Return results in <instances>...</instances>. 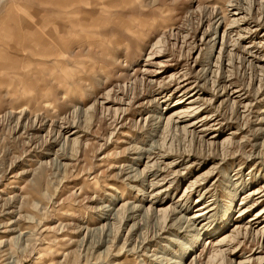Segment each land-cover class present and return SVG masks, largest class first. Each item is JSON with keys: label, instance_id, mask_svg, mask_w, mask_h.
<instances>
[{"label": "rangeland", "instance_id": "obj_1", "mask_svg": "<svg viewBox=\"0 0 264 264\" xmlns=\"http://www.w3.org/2000/svg\"><path fill=\"white\" fill-rule=\"evenodd\" d=\"M60 2L0 0V32L41 47ZM63 2L83 63L0 89V264H176L198 190L234 203L180 264H264V0Z\"/></svg>", "mask_w": 264, "mask_h": 264}, {"label": "bare ground", "instance_id": "obj_2", "mask_svg": "<svg viewBox=\"0 0 264 264\" xmlns=\"http://www.w3.org/2000/svg\"><path fill=\"white\" fill-rule=\"evenodd\" d=\"M63 1L64 0H61L60 3H55L54 7L51 8L50 13L52 17H50L45 23V25L48 26L47 38L46 39L44 38L45 45L41 47L35 46L32 40L29 39L31 32L29 26H24L22 28V29L26 28L27 31V32L25 31L24 35L23 33H20L21 31H17V32L10 31V33L0 32V89L1 88L2 90L5 89L4 91L5 96L8 99H13L14 97H16L17 100L18 99L20 100L21 99L20 97H23L22 98L23 100L22 99L20 100L21 102L22 101L30 102L32 100H35L38 94L33 92L32 88H28V87H26L27 89L23 88L24 86L27 85L26 81L29 82L31 78L35 77L36 78L35 83L37 82L36 84H39L38 80L42 78L41 76L42 73L47 75L51 70H54L55 68H60L61 71H66L65 68L68 66V63H70L71 67L77 69L83 63L81 55L78 56L75 53L72 54L71 51H65V44L67 45V43H69V46H71L72 49L75 48L77 49L78 46H76L75 42H73L71 38L69 39L72 29L68 30V26L65 25V22L67 21L66 17L69 16L73 17L72 15L73 12H67V11L60 12L62 3L65 4ZM66 1L69 2L71 6L72 0H66ZM75 18L76 17H73L71 21L73 25H75L74 24ZM219 21L220 19L216 20L214 24H217ZM87 23H89V21ZM212 32L213 29L211 30V32H204L203 36L205 38H209L210 33ZM26 33H27V38L24 37ZM57 33H59L58 37H57ZM57 42H59L62 46L60 50H58V48L55 47V43ZM86 45L87 44H85V46ZM65 52L67 53L65 54ZM62 53L66 56L63 57V60L59 62L57 61V59ZM44 59H48V60L50 59V60L45 61ZM19 66L24 67V69L20 70ZM156 74L157 73L155 71L148 70L146 72L147 83L153 84L154 83L153 79L156 77ZM200 79L202 78L200 77ZM189 85L190 83H187L182 87L178 85L176 89L183 90V93H187V91L190 90V88H188ZM37 87L38 90H40L43 93L42 86L38 85ZM160 94L161 93H158V95ZM0 96L2 95L0 94ZM40 96L42 97L43 95ZM161 98L164 99V101L162 102H166V100H169V98H167L166 96H163ZM158 102L159 101H156V98H154V96H151V98L148 101V104H155L154 107H158L159 106ZM142 104L140 105L142 106ZM150 118H151L150 120L153 119L152 117ZM195 194L198 195V199H199L198 202H200L201 206L197 207L198 208L197 212L199 213V215L197 217H193V221L197 222L199 219H203L202 221L204 224L201 226L199 230L196 229V233L194 234L192 240L185 247L182 248L180 261L177 262L176 264H180V262L183 261L186 255L195 247L197 241L202 236L207 234V235H211V237L213 238L214 236L221 234L223 227L228 226L227 224L225 226L223 225L230 214L235 197H232L229 200L228 204L225 206L224 209L217 210L216 208L217 206L214 207L215 203L211 205L206 204L205 192H201L200 190H198L196 191ZM191 196L193 195H190L189 197ZM187 202L188 201L185 200V208L182 210V213H186L188 210L189 205L187 204ZM174 204L176 208H179L180 204L177 203ZM175 207L173 208V213L178 214V211L174 210ZM215 226L216 228H214ZM208 231L210 232L207 233Z\"/></svg>", "mask_w": 264, "mask_h": 264}]
</instances>
